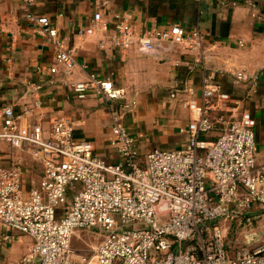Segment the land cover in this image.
<instances>
[{"label": "built area", "instance_id": "built-area-1", "mask_svg": "<svg viewBox=\"0 0 264 264\" xmlns=\"http://www.w3.org/2000/svg\"><path fill=\"white\" fill-rule=\"evenodd\" d=\"M34 4L35 0H24L26 18L58 48L57 64L50 72L62 65L72 73L76 65L72 51L62 46L47 16L32 12ZM80 32L99 35L103 48L137 46L143 52L163 54L175 46L198 48L203 39L199 29L179 24L139 29L120 15L111 24L100 10ZM229 72L258 93L259 74L231 68ZM71 88L81 100L91 95L118 100L124 95L112 81L96 75L73 82ZM232 101L222 84L206 75L201 97L182 101L192 113L181 129L188 135L186 144L153 148L145 154L115 117L110 145L121 156L119 162L99 154L92 141L77 139L70 119L55 118L48 128L33 122L40 100L20 111L14 106L1 108L0 142L39 161L42 173L29 179L23 156L0 164V220L31 236V253L39 257V264H264V239L257 240L258 233L247 235L251 247H241L231 256L228 229L218 223L238 218L252 226L255 216L250 210H264V164L256 158L257 120L248 110L234 115ZM81 230L102 237L92 255L76 254L72 241Z\"/></svg>", "mask_w": 264, "mask_h": 264}, {"label": "crops", "instance_id": "crops-1", "mask_svg": "<svg viewBox=\"0 0 264 264\" xmlns=\"http://www.w3.org/2000/svg\"><path fill=\"white\" fill-rule=\"evenodd\" d=\"M24 6V0H0V109L14 106L20 111L40 100L33 122L48 128L55 118L70 119L77 139L92 141L99 154L119 162L121 156L110 145L115 117L136 137L142 154L159 147L180 148L188 139L181 129L192 117L182 101L200 98L204 77L212 75L232 95L234 115L248 110L257 120L256 158L264 164V0H35L32 12L47 16L57 28V39L73 53L76 65L70 74L62 65L50 72L57 64L58 48L46 33L36 31ZM98 10L111 24L120 15L139 29L174 24L199 29L202 44L194 49L175 46L165 54L143 52L137 46L103 48L99 35L80 32ZM230 68L259 74L258 93L238 81ZM91 75L112 81L123 97L78 99L71 84ZM6 144L0 142L4 164L17 156L31 158L9 144L8 154ZM32 245L31 236L0 220V264H39Z\"/></svg>", "mask_w": 264, "mask_h": 264}, {"label": "rangeland", "instance_id": "rangeland-1", "mask_svg": "<svg viewBox=\"0 0 264 264\" xmlns=\"http://www.w3.org/2000/svg\"><path fill=\"white\" fill-rule=\"evenodd\" d=\"M6 145L7 146L5 151L9 154L11 153L12 148L8 146V144ZM22 153L25 154V156L29 155L25 152ZM0 164H4L3 158H0ZM25 164L28 166V169L32 171V173H30L29 179L39 178L42 171L41 164L32 159V157L29 159V161H25ZM256 213H258L259 216L255 218L252 226H246L244 222H242L241 219L238 218L230 220H220L218 222L219 224L226 226L228 229L226 241L231 256H234L237 249L241 247H251L247 244V235L251 233H258L259 235L256 239L259 241L264 239V210H258L257 208L250 210V215L253 216ZM101 238L102 237H100L97 232L93 233L91 231H79L74 235L72 241L73 247L76 250V254L79 255L82 253H87L89 255H92L93 248L100 243ZM76 258L79 259V257L77 256Z\"/></svg>", "mask_w": 264, "mask_h": 264}, {"label": "water", "instance_id": "water-1", "mask_svg": "<svg viewBox=\"0 0 264 264\" xmlns=\"http://www.w3.org/2000/svg\"><path fill=\"white\" fill-rule=\"evenodd\" d=\"M254 237H257V234H253Z\"/></svg>", "mask_w": 264, "mask_h": 264}, {"label": "bare ground", "instance_id": "bare-ground-1", "mask_svg": "<svg viewBox=\"0 0 264 264\" xmlns=\"http://www.w3.org/2000/svg\"><path fill=\"white\" fill-rule=\"evenodd\" d=\"M91 264H95V263H91Z\"/></svg>", "mask_w": 264, "mask_h": 264}]
</instances>
